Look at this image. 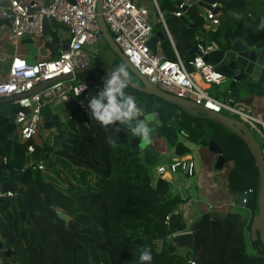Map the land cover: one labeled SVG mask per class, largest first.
I'll list each match as a JSON object with an SVG mask.
<instances>
[{"label": "trees", "instance_id": "16d2710c", "mask_svg": "<svg viewBox=\"0 0 264 264\" xmlns=\"http://www.w3.org/2000/svg\"><path fill=\"white\" fill-rule=\"evenodd\" d=\"M205 1L230 7L213 31L205 30L203 10L197 5L180 18L173 14L181 1H167L162 5L161 10L171 14L166 22L175 41V50L168 39L162 43L167 59L177 61L175 51L181 58L187 57L195 43L203 41L211 32L216 42L241 37L256 42L264 38V31H257L258 25L253 22V18L260 20V10H248L251 5L259 4L257 0ZM260 1L264 9V0ZM159 102L162 105L159 113L166 125L160 130V136L174 149L175 156L191 161L188 158L191 148L179 141L177 130L193 144L205 141L206 148L214 141L224 157L234 163L228 174L226 198L253 190L252 211L256 210L258 193L253 188L247 189L243 175L237 172V160L227 152L228 147L233 152L236 148L246 149L257 170L258 187V169L245 143L214 122L197 120L176 106ZM179 110L182 116L175 114ZM81 114L80 117L72 115L70 126L59 130L53 146L41 144L39 134L33 141L35 158L45 162L44 171H16L26 159L24 144L8 142L6 149H0L1 155H8L5 170L0 171V183L18 188L14 199L0 203V208L15 206L14 211L0 213V242L4 251L13 252L6 257L0 251L1 264H139V254L144 248L151 250L152 264H189L191 260L197 264H264V249L252 241V221L247 211L230 212L222 219L204 214L191 226L195 239L193 252L177 253L169 240L186 232L184 219L176 212L184 201L172 195L168 179L161 177L154 183L152 169L156 156L135 150L138 142L128 144L122 131L119 136L105 131L92 120L88 110ZM171 118L177 122L167 126ZM12 131L13 128H8V134ZM109 135L117 140L116 147L107 143ZM228 138L236 142L229 141L226 148L223 144ZM21 211L32 218L22 222ZM58 212L71 220L66 223L58 217ZM248 238L257 248L255 255L247 252ZM159 240L162 241L160 251Z\"/></svg>", "mask_w": 264, "mask_h": 264}, {"label": "built area", "instance_id": "2783aa9c", "mask_svg": "<svg viewBox=\"0 0 264 264\" xmlns=\"http://www.w3.org/2000/svg\"><path fill=\"white\" fill-rule=\"evenodd\" d=\"M99 1L7 0V10L12 16L10 30L12 38L41 36L45 18L51 23L58 24L69 36L68 50L61 51L57 59L31 64L23 58L14 57L7 80L0 82V98H13L16 107L14 118L16 138L26 146V159L17 172L23 173L29 169L45 170V162L37 161L35 158L36 147L33 144L45 116L62 115L73 102L79 105L81 111L88 110L90 85L84 80L79 81L78 72L92 64L96 53H91L89 49H93L103 40L99 24ZM198 2L206 1L182 0L174 15L182 17L186 10L198 5ZM211 5L213 9L218 6ZM152 6L157 11L162 31L173 44L165 15L158 1L152 0ZM204 19L207 23L204 28L207 31L220 26V14L213 10H205ZM101 20L128 62L151 85L217 114L239 117L252 131L264 157V121L232 106L231 101L223 103L206 93L205 87L218 86L224 80L223 75L205 62V57L215 51L213 46L208 45L207 41L198 42V54L189 60L194 72L188 73L178 53L177 61L167 59L162 50L163 42L156 44L155 51L150 50L148 43L155 34V28L148 7L138 5L137 0H102ZM195 76L200 78V83L195 80ZM82 84H85L86 88L76 95ZM57 107H63L62 113L54 111ZM46 110L49 112L46 113ZM54 141L53 138L49 145L53 146ZM6 162L4 159V165ZM189 163L188 174L192 175L194 164L186 159L171 164L170 170L165 166L159 167L157 173L160 177H165L169 172L175 173L180 169L186 172ZM15 196L11 192L4 193L0 190V200H12ZM246 203L245 200L244 204ZM208 210L213 211L214 206L208 205ZM157 244L160 251L162 241L159 240ZM189 264L197 263L191 260Z\"/></svg>", "mask_w": 264, "mask_h": 264}, {"label": "water", "instance_id": "95a60500", "mask_svg": "<svg viewBox=\"0 0 264 264\" xmlns=\"http://www.w3.org/2000/svg\"><path fill=\"white\" fill-rule=\"evenodd\" d=\"M198 1V0H194ZM202 10H213L215 13L223 15L226 10L230 7H224L221 4L213 9L212 5L207 2H198L197 5ZM101 7L102 0L99 1L98 14H99V24L103 34V38L109 43L111 49L116 55L118 66H126L128 72L134 76L138 83L131 79L130 86L126 88L129 89L127 95H131L137 105L143 109V115H148L150 113H155L156 122L150 123L151 128V142L143 143L139 138H134L127 134V128L122 131L127 136V143L133 144L138 142L135 150L146 151L158 159L161 158V154L157 152L154 147L153 141L160 137V130L166 125L163 124L161 119V114L159 110L162 105L159 101H163L170 105L176 106L181 110L192 114L199 115L205 120L214 122L226 130L240 138L247 146L250 154L252 155L256 167L258 169L260 177L259 193L257 198V210L252 211V205L254 202V192L242 193L238 198V206L253 212L252 222H251V236L252 241L255 243H260L264 249V157L261 153V147L253 135L252 131L248 126L239 120H236L224 113L217 114L213 111L207 110L202 106H197L191 101L178 98L173 94L164 92L157 87L151 85L148 80L140 75L133 66L128 62L127 58L124 56L120 48L116 45L110 33L107 31L101 20ZM232 7V6H231ZM234 7V6H233ZM11 14L9 15V22L11 19ZM171 17V14L166 15V19ZM255 24H259L260 20L253 18ZM9 28L11 25L7 22ZM195 27V26H191ZM52 25L51 22L45 18L43 20V36L50 37L52 35ZM31 38V36H26ZM167 40V36L162 31V25L158 24L156 26V33L150 39L148 46L151 51H155L156 44L158 42H164ZM207 43L215 48V51L210 53L205 57V62L212 65L216 72L223 75L224 80L218 85V96L220 102L231 101L232 106L239 104H246L253 101L255 98L264 97V38L256 42H251L245 37L241 38H230L223 39L216 42L213 38V33H209L207 38ZM197 44L188 52L187 57H183L184 66L188 73H193L194 68L189 65V60L194 57L197 52ZM69 48V39L63 41L59 44V50L64 52ZM114 68L110 67L107 62H103L101 66L90 65L85 70L78 72L79 75H85L84 81L90 85L89 94L90 99L95 96L99 90L104 86V78L106 74H111L110 70ZM89 72H99L102 75H91ZM89 73V74H88ZM88 74V75H87ZM125 89V90H126ZM127 92V91H126ZM9 101H13V98H7ZM68 114L66 116L53 115L45 116L43 118V127L45 129H60L64 120L71 119L72 115H80L82 111L76 102H73L67 107ZM143 118V117H142ZM169 126V124H167ZM205 148V141H201L200 144ZM208 152L216 157V162L214 165V170L216 172H223L225 167L230 163L229 160L224 157L222 149L214 141L209 142L207 146ZM190 163L188 164L186 173L188 174ZM5 170L4 163H0V171ZM0 189L4 193L11 192L17 194L18 188L12 186L8 183H1ZM247 201L244 204V201ZM8 200H0V203H6ZM58 217L68 223L71 218L63 212L57 213ZM22 222H25L31 215L20 212ZM169 244L175 246L177 253H191L194 250L195 239L192 232H184L173 236L169 240ZM0 251H4L3 245L0 242ZM6 257H10L13 252L8 249L4 251Z\"/></svg>", "mask_w": 264, "mask_h": 264}, {"label": "crops", "instance_id": "0c3cea01", "mask_svg": "<svg viewBox=\"0 0 264 264\" xmlns=\"http://www.w3.org/2000/svg\"><path fill=\"white\" fill-rule=\"evenodd\" d=\"M160 8L162 5L169 1L178 3L182 0H157ZM255 0H247V2H253ZM258 1V5H251L248 10H260L258 17L264 20V9L261 8V1ZM138 5H143L148 7L150 11L151 22L154 25L155 33L156 26L160 24L157 11L152 6V0H137ZM8 3L7 0H0V82H5L8 77L9 68L14 57H20L25 59L28 63H37L41 61H51L57 59L60 54L59 44L69 38L66 30L59 28L56 23H51L52 25V35L50 37H45L43 34L41 36H34L30 39L27 37L14 39L11 37L10 30L7 22L11 25V19L9 22V13L7 10ZM242 7L244 9L245 7ZM239 8V10H242ZM247 9V8H245ZM162 11V10H161ZM187 11V10H186ZM163 12V11H162ZM165 15H169L163 12ZM174 15V14H173ZM205 16V10L202 11V17ZM223 15H220V20ZM250 16V14H249ZM241 17V15H239ZM12 18V17H11ZM167 20V19H166ZM167 23V22H166ZM207 24V23H206ZM205 24V25H206ZM168 26V24H167ZM219 27V26H218ZM217 27V28H218ZM214 28V29H217ZM170 34L173 38V49L175 48V41L173 34L168 26ZM213 31V30H212ZM199 38V37H198ZM208 37L203 38L206 41ZM103 43V48L99 52H95V59L91 65L101 66L104 61H109V65L113 62L115 53L111 49L109 43L103 38L101 41ZM107 47V49L105 48ZM175 50V49H174ZM176 54V51H175ZM91 75H102L99 72H89ZM88 73V74H89ZM87 74V75H88ZM130 74V73H129ZM106 77L109 74H104ZM79 77V76H78ZM82 80H84L85 75H82ZM133 80L134 76L130 74ZM199 79V78H198ZM216 87V89L213 88ZM206 93L219 100L218 87L216 85L207 86ZM126 92V91H125ZM128 93V92H126ZM236 108L253 115L254 117L264 121V97L255 98L246 104L236 105ZM178 115L182 114V111H176ZM16 113V107L13 101L7 100V98H0V138L4 137V140H0V149H6V143L15 142L20 143L15 135L14 118ZM187 113V112H186ZM68 111L64 112L62 116H66ZM189 114V113H187ZM192 115V114H189ZM81 115H79L80 117ZM192 116H197L192 115ZM78 117V118H79ZM162 117V116H161ZM75 118L76 121H79ZM236 120L242 121L239 117H232ZM169 122L173 125L176 123L175 118H171ZM168 122V123H169ZM167 123V124H168ZM8 128H13L12 133L8 134ZM50 130V129H49ZM55 130V129H52ZM184 142L185 140H179ZM154 147L162 156L164 153H168V148L170 147L165 143L164 138L160 136L158 139L153 141ZM199 146V145H198ZM174 151V149H173ZM193 152L195 153L193 156ZM7 156L1 155L4 163V159L7 161ZM161 156V157H162ZM157 158V157H156ZM191 162L194 164L192 175L187 174L185 171L178 170L177 172H169L164 178L168 179L171 185V193L174 197L180 196L183 199V203L176 208V212L180 214L186 225V232H191V226L194 222L198 221L204 214H211L214 218L222 219L227 213L238 211V201L234 204L233 201H225L226 193L228 189V174L233 168L229 167L228 171L216 172L214 170V165L216 162V157L208 152L205 148H198L196 145H191V155L188 156ZM157 160H160L157 158ZM180 159L175 156H171L167 163L169 165L179 161ZM232 163V162H230ZM166 166L164 163L158 165L156 168L152 169V178L154 183L157 182L161 177L157 173L159 167ZM5 183V182H3ZM1 184V183H0ZM1 190V189H0ZM213 205L214 210L209 211L208 205ZM234 204V205H233ZM249 212V211H248ZM252 220V212H249ZM257 253V248L253 245L252 254Z\"/></svg>", "mask_w": 264, "mask_h": 264}, {"label": "clouds", "instance_id": "9594fccd", "mask_svg": "<svg viewBox=\"0 0 264 264\" xmlns=\"http://www.w3.org/2000/svg\"><path fill=\"white\" fill-rule=\"evenodd\" d=\"M257 31H264V20L258 24ZM110 73L104 78L103 88L88 103L92 120L98 122L105 131L115 133L117 136L126 127L128 135L139 138L145 144L150 143L152 130L149 124L156 122L155 113L143 115V109L137 105L131 95L126 94L125 89L131 83L126 66L122 64L110 70ZM85 88L86 85L82 84L77 89L76 95ZM107 143L116 147L117 140L109 135ZM152 260L151 250L144 248L139 254V264H152Z\"/></svg>", "mask_w": 264, "mask_h": 264}, {"label": "rangeland", "instance_id": "374dc122", "mask_svg": "<svg viewBox=\"0 0 264 264\" xmlns=\"http://www.w3.org/2000/svg\"><path fill=\"white\" fill-rule=\"evenodd\" d=\"M60 28V27H59ZM103 48V43H101V42H99L93 49H89V51L91 52V53H94V52H99V50L100 49H102ZM106 49H107V47H105ZM82 75H79V81L81 82L82 81V77H81ZM196 77V80L197 81H199V79H198V77L197 76H195ZM135 81H136V79H135ZM213 88L214 89H216V87L215 86H213ZM125 91H127L128 93H129V89L127 90H125ZM62 109H63V107H57V108H55L54 109V111L55 112H61L62 113ZM46 113H48L49 112V110H46L45 111ZM174 113V112H173ZM175 114L176 115H178V113L177 112H175ZM82 115V114H81ZM181 116H182V114H181ZM196 118H197V120H200V116L198 115V116H196ZM237 118V117H236ZM170 120H172V119H170ZM181 119L179 118V120L178 121H180ZM201 121V120H200ZM70 121L69 120H64V122L62 123V125H61V127H60V129L62 130V129H68V127L70 126V124H68ZM177 122V121H176ZM169 124V126H174V124L172 125L170 122L168 123ZM60 129H55V130H49V129H45L44 127H43V125L40 127V129H39V135H38V139H39V141L41 142V144H43V145H49L50 144V142H51V140L54 138H56V135H57V133L59 132V130ZM177 130V129H176ZM219 131V130H218ZM220 132V131H219ZM177 135H178V139L179 140H185L183 143L185 144V145H187L188 147H190L191 148V145H196V147H202L201 145H199L198 146V144H193V143H191L189 140L190 139H188L186 136H184V134H183V132H180V131H178L177 130ZM165 141V140H164ZM231 142L232 144L233 143H235L236 142V140H234L233 138H228L227 140H225L224 139V147H226L227 146V143L228 142ZM165 143H167V141H165ZM202 148H204V147H202ZM227 148V147H226ZM205 149H207L206 147H205ZM240 152H239V151ZM168 153H164L163 154V156L160 158V160H157L156 162H155V166H153V168H156L158 165H160V164H162V163H164V165H166L165 167H167L169 170H170V165H169V163H167L168 162V160H169V158L171 157V156H173L174 155V151H173V148L172 147H169L168 148ZM236 151V152H235ZM235 151L233 152V151H229V147H228V149H227V152L231 155V156H233V158H235L236 160H237V172L239 173V175H243V177H244V179H245V181H244V185L247 187V189H251V188H253L254 190H256L257 191V193H259V186L257 187V183H258V178H257V170L255 169V166H254V162H253V160L249 157V154H248V152L246 151V149H245V151L244 150H241L240 148L238 149V148H236L235 149ZM243 152H244V154H243ZM194 152H193V156H194ZM242 154V155H241ZM236 165V164H235ZM231 166V168L234 166V163L232 162V163H229L226 167H225V171H228V169H229V167ZM181 170V169H180ZM246 176V177H245ZM226 196V195H225ZM229 196V195H228ZM232 196H229V198L227 197V198H225L226 200L225 201H238V196H234L233 198H231ZM257 198H258V195H257ZM14 205L12 204V205H10V206H7V207H5V208H0V213H3L4 211H14L13 209H14ZM237 210H239V211H241V212H243V213H245L247 210H245V209H243V208H241V207H239ZM257 210V209H256ZM256 210H254L253 212H255ZM246 214L248 215V216H250V214H249V212L247 211L246 212ZM251 218V217H250ZM158 245V244H157ZM253 242L248 238L247 239V242H246V248H247V252L249 253V254H252V247H253Z\"/></svg>", "mask_w": 264, "mask_h": 264}, {"label": "flooded vegetation", "instance_id": "af4514ba", "mask_svg": "<svg viewBox=\"0 0 264 264\" xmlns=\"http://www.w3.org/2000/svg\"><path fill=\"white\" fill-rule=\"evenodd\" d=\"M105 62H107V61H105ZM108 62H107V64L109 65ZM117 63H118L117 58L114 57L113 62L109 66L112 67V68H116V67H118V64ZM133 78H134L133 80L135 81L136 78L135 77H133ZM136 82L138 83V80L137 79H136Z\"/></svg>", "mask_w": 264, "mask_h": 264}, {"label": "bare ground", "instance_id": "6f19581e", "mask_svg": "<svg viewBox=\"0 0 264 264\" xmlns=\"http://www.w3.org/2000/svg\"><path fill=\"white\" fill-rule=\"evenodd\" d=\"M197 77H198V76H197ZM198 78H199V77H198ZM195 80H196V77H195ZM198 82H199V83L201 82V81H200V78H199V81H198Z\"/></svg>", "mask_w": 264, "mask_h": 264}]
</instances>
